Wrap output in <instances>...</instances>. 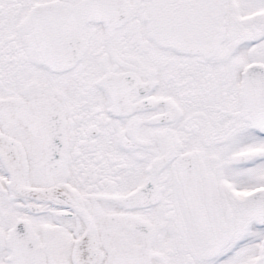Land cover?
Here are the masks:
<instances>
[{"label": "snow or ice", "instance_id": "obj_1", "mask_svg": "<svg viewBox=\"0 0 264 264\" xmlns=\"http://www.w3.org/2000/svg\"><path fill=\"white\" fill-rule=\"evenodd\" d=\"M0 264H264V0H0Z\"/></svg>", "mask_w": 264, "mask_h": 264}]
</instances>
